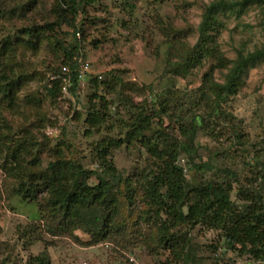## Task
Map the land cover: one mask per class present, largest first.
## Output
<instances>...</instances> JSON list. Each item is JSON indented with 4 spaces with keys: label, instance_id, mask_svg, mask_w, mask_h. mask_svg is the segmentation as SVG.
<instances>
[{
    "label": "trees",
    "instance_id": "16d2710c",
    "mask_svg": "<svg viewBox=\"0 0 264 264\" xmlns=\"http://www.w3.org/2000/svg\"><path fill=\"white\" fill-rule=\"evenodd\" d=\"M101 1L52 0L48 13H44L39 10L45 0H26L11 8L0 0V24L5 22L9 25L7 33L0 37V155L5 154L8 159L4 168L16 182V195L24 201L37 203L40 213L46 214L48 223L58 233L74 236L75 231L81 229L90 235L92 244L125 237L127 232L137 229V221L143 220L151 228L142 246L155 253L168 252L165 259L159 260L161 264H185L194 260L189 251L191 239L188 234L197 226L223 231L229 248L247 255L250 258L248 264H264V182L260 190L253 193L252 200L237 208L231 198L233 187L229 177L237 178L238 172L231 168L219 169L222 173L219 178L192 184L180 164L184 157L194 162L200 126L205 127L207 134L215 140L219 139L225 127H237L234 115L226 106L238 94L248 70L264 61V42L253 51L240 49L236 58H228L219 43L221 29L225 26L221 15L239 14L251 7L263 8L264 0L211 1L202 14L196 43L189 46L186 40H182L175 53L172 52L178 60L169 58L166 71L173 75L186 77L192 69L202 67L208 61L213 62L210 70L203 74L201 85L194 90V98L192 96L186 102L205 109L207 114H194L190 123L183 120V114L178 116L179 137L171 136L170 131L159 127L164 125L160 114L169 115L171 107L177 110L181 105L179 100L172 101L173 96L169 93L156 103L159 110L153 116H149L141 106L132 111L130 120L121 125L120 138L106 133L115 131L111 109L115 102L98 91L102 85L113 93L120 88L102 84L97 78L91 80L96 92L90 98L84 123L87 136L106 135L93 149L99 170L86 168L79 160L70 158L64 148L66 142H58L52 148L53 158L44 166L41 150L44 142H39V136L33 129L21 128L12 132L8 115L16 114L25 108L26 103L39 105L43 102L40 94L22 97L21 91L30 79L17 66L20 57L26 52L36 54L43 45H48L54 49L60 63L47 68L50 77L43 86L46 98L57 103L63 90L69 88V93H75L81 79V63L88 62L82 60V44L89 31L86 28L97 23L96 18H90L88 9ZM121 1L123 9L135 16L138 0H119L118 7ZM141 1L149 3V0ZM152 1L159 5L168 0ZM16 17L21 21L19 26L14 22ZM63 26L73 29L71 40L61 38ZM92 40L98 47V38ZM215 69L227 70L223 81L214 77ZM116 78L121 83L120 78ZM35 121L39 127L51 122L45 116H39ZM232 133L238 145H245L243 132L234 130ZM44 137L49 138L47 135ZM134 142L145 147L151 159L140 180L124 178L114 163L115 150ZM246 164L252 167L247 180L253 185L258 177L256 169L260 165L264 167L263 160H257L253 166L250 162ZM195 167L199 171L214 168L207 162ZM92 177L97 179L96 184L89 182ZM246 189L243 184L238 193ZM138 199L145 206L135 218L136 214L131 210ZM27 264H51V261L44 250L31 255Z\"/></svg>",
    "mask_w": 264,
    "mask_h": 264
},
{
    "label": "rangeland",
    "instance_id": "374dc122",
    "mask_svg": "<svg viewBox=\"0 0 264 264\" xmlns=\"http://www.w3.org/2000/svg\"><path fill=\"white\" fill-rule=\"evenodd\" d=\"M23 1L26 0H4V3L11 8ZM118 1L102 0L88 9L90 18H96L97 23L86 28L89 31L87 40L82 44V60L88 61L90 68L80 79L75 93H69V88L63 90L57 103L46 98L43 86L50 77L47 68L60 63L56 52L48 45H43L36 54L26 52L17 62L18 68L30 79L21 91L22 97L40 94L43 102L39 105L26 103L25 108L8 115V121L12 132L21 128L33 129L34 134L39 136V142H44L41 148L44 166L53 158L52 148L58 142H66L64 148L70 158L79 160L86 168L99 170L93 149L106 135L87 136L84 123L90 98L96 92L91 81L94 78L102 81V84L120 88L113 93L102 85L98 91L115 102L111 106L115 131L106 133L116 138H120L121 125L130 120L132 111L141 106L149 116H153L159 110L156 103L167 93L173 96L172 101L181 102L177 110L170 108L169 115L160 114L164 125L159 127L170 131L171 136L180 135L178 116L183 114V120L190 123L194 114H207L205 109L186 102L192 96L194 98V90L201 85L203 74L210 70L213 62L208 61L202 67L192 69L186 77L168 73L166 65L169 58L178 60V56H173L172 52L175 53L180 41L186 40L189 46L196 43L202 14L206 5L213 0H168L159 5L152 0L149 3L138 0L135 16L123 9L122 1L119 3L122 8L118 7ZM45 2L39 11L48 13L52 0ZM221 19L225 26L221 29L219 43L228 58H236L240 49L253 51L264 42V7H251L239 14H222ZM14 22L17 26L21 24L17 17ZM4 23L0 24V37L9 28ZM72 34V28L62 27V39L71 40ZM94 37L100 42L98 47L92 43ZM223 71L215 69L214 77L223 81L227 70ZM116 76L121 83L117 82ZM185 93L193 95L182 96ZM226 108L234 115L233 120L238 128L225 127L219 139L215 140L207 134L205 127L200 126L197 129L195 147L198 152L194 162L184 157L180 159V164L192 184L219 178L222 175L219 169L231 168L238 172V179L230 176L229 180L233 187L231 198L240 208L252 200L253 193L258 192L264 182V167L260 165L256 169L257 182L253 185L249 183L247 176L252 167L246 164L250 162L253 166L257 160H263L264 164V61L248 70L244 84ZM39 116H45L51 122L39 127L35 121ZM53 123L54 126L51 125ZM234 130L244 133L245 145H238L232 133ZM146 151L139 142L123 144L116 149L114 163L119 173L124 178L140 180L144 168L151 162ZM7 161L5 154L0 155V264H27L31 255H38L44 250L48 252L51 264H161L160 261L168 255V252L155 253L142 246L151 228L143 220L137 221V229L127 232L125 237L99 244H92L90 235L81 229L76 230L74 236L58 233L48 223L46 214L40 213L37 203L24 201L16 195V182L4 168ZM205 162L213 164L214 168L209 171L196 169V164ZM89 182L96 184L98 181L92 177ZM243 184L247 189L239 194L238 189ZM143 206L144 202L139 199L133 205L131 213L136 214L135 218ZM233 231L236 233L234 228ZM188 237L191 239L189 251L194 260L185 264H248L250 261L247 255L229 248L221 230L197 226L190 230Z\"/></svg>",
    "mask_w": 264,
    "mask_h": 264
},
{
    "label": "built area",
    "instance_id": "2783aa9c",
    "mask_svg": "<svg viewBox=\"0 0 264 264\" xmlns=\"http://www.w3.org/2000/svg\"><path fill=\"white\" fill-rule=\"evenodd\" d=\"M79 36V34H78ZM89 63L88 62H83L81 63V74H80V78H83V75L85 72L89 71Z\"/></svg>",
    "mask_w": 264,
    "mask_h": 264
}]
</instances>
